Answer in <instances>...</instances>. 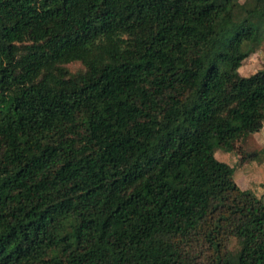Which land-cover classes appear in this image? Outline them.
<instances>
[{"label": "trees", "instance_id": "16d2710c", "mask_svg": "<svg viewBox=\"0 0 264 264\" xmlns=\"http://www.w3.org/2000/svg\"><path fill=\"white\" fill-rule=\"evenodd\" d=\"M263 43L264 0H0V264H264L216 157L264 122Z\"/></svg>", "mask_w": 264, "mask_h": 264}, {"label": "rangeland", "instance_id": "374dc122", "mask_svg": "<svg viewBox=\"0 0 264 264\" xmlns=\"http://www.w3.org/2000/svg\"><path fill=\"white\" fill-rule=\"evenodd\" d=\"M264 67V43L248 58L239 69L242 75H250ZM233 150L216 151V157L235 167V179L244 189H251L264 201V122H256L246 131L237 134ZM254 154L243 159L245 154ZM13 170H10L12 172Z\"/></svg>", "mask_w": 264, "mask_h": 264}]
</instances>
